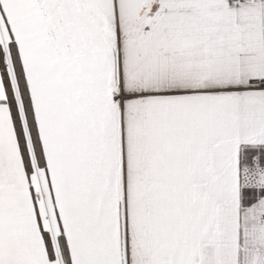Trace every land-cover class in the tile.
<instances>
[{
  "label": "snow or ice",
  "instance_id": "snow-or-ice-1",
  "mask_svg": "<svg viewBox=\"0 0 264 264\" xmlns=\"http://www.w3.org/2000/svg\"><path fill=\"white\" fill-rule=\"evenodd\" d=\"M0 264H264V0H0Z\"/></svg>",
  "mask_w": 264,
  "mask_h": 264
}]
</instances>
